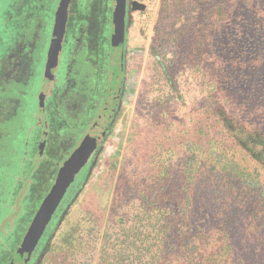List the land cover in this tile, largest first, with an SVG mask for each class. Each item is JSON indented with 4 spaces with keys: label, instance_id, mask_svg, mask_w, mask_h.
<instances>
[{
    "label": "rangeland",
    "instance_id": "obj_1",
    "mask_svg": "<svg viewBox=\"0 0 264 264\" xmlns=\"http://www.w3.org/2000/svg\"><path fill=\"white\" fill-rule=\"evenodd\" d=\"M222 1L127 0L130 15L123 36H116V0H43L41 12L31 10L38 0H0V264H15L59 168L89 130L90 125L82 129L77 121L70 132L77 141H64L57 105L66 94L72 40L98 33L109 46L124 44V63L119 64L123 105L107 124L101 147L55 204L23 264H117L119 257L107 259L112 243L118 249L126 236L146 233L151 218L184 225L198 212L211 215L198 210L208 202L220 209L226 195L245 221L234 231V246H244L250 220L260 221L261 236L256 238L251 227L249 243L264 251V145L254 139L264 140L260 134L246 140L247 134L235 135L220 115L224 104V112L264 133V94L252 95L253 83L241 86L245 95L242 89H222L238 79L234 59L243 56L236 50L219 52L218 27L227 17ZM38 34L34 46H28V37ZM22 35L20 62L8 82L13 49ZM222 55L231 56L232 67ZM78 56L75 61L83 66V55ZM243 72L250 75L247 82L257 78L250 70ZM110 78L111 84L115 78ZM9 95L16 100L8 102ZM8 108L15 111L7 113Z\"/></svg>",
    "mask_w": 264,
    "mask_h": 264
},
{
    "label": "trees",
    "instance_id": "obj_2",
    "mask_svg": "<svg viewBox=\"0 0 264 264\" xmlns=\"http://www.w3.org/2000/svg\"><path fill=\"white\" fill-rule=\"evenodd\" d=\"M220 6L222 13L226 12L224 16L227 17L220 19L218 27L219 52L224 55L225 52L236 50L239 54H243V56L237 55L234 59L237 63L238 79L233 85L223 83L222 89L225 87L242 89L241 95H245L243 91L245 87L241 86L253 83L255 85L251 89V94L253 95L254 91L264 94V0H224ZM223 55L220 57L222 61L225 64L228 63L229 68L232 67L229 64L232 63L231 56ZM244 69L252 71L257 78L254 77L253 82H247L250 75L247 77L242 75ZM241 100L245 101L247 98ZM223 105L220 106L222 107L221 118L229 123L228 127L235 135L247 134L246 140L260 134L264 140V133L258 127H245L235 115L229 114V111H226L229 113L224 112ZM254 140L264 145L260 139ZM245 144L247 146V143ZM262 160L264 161V150ZM208 187H210L209 184L204 185L205 190H208ZM213 193H216V190ZM223 198L225 202L218 203L220 209L218 205L208 202L198 210L204 208L211 211V215L198 212L197 215L184 221V225H177L172 220L165 222L151 218L146 223V233L126 236L119 241L118 249L112 243L110 247L112 251L108 253L107 259L115 260L119 257L117 264H264L262 248L257 244L252 246L249 243L250 232H253L251 227H254V232L258 233L256 238H259L261 236L259 226L262 222L254 223L250 220L245 227L248 232L242 236L244 246L241 245L238 249L233 243L234 231L245 221L239 217L240 208L227 201V195Z\"/></svg>",
    "mask_w": 264,
    "mask_h": 264
},
{
    "label": "flooded vegetation",
    "instance_id": "obj_3",
    "mask_svg": "<svg viewBox=\"0 0 264 264\" xmlns=\"http://www.w3.org/2000/svg\"><path fill=\"white\" fill-rule=\"evenodd\" d=\"M42 1L43 0H41L40 3L38 0V2H36V4L31 7V10H33L34 12L43 11L42 8L44 6V3ZM49 2L50 0H46V3L49 4ZM12 6L16 7L17 4H11L10 7ZM18 9L20 8L17 7V10ZM36 20V22L39 21V19ZM107 21L108 17L105 16V22ZM28 22V15H26V25L28 24ZM39 24L40 23L38 22V26ZM25 36L22 35L21 39L17 41L18 45L13 49L15 58L12 54L13 58L9 63V66L12 68V70L10 69L7 71L8 82L10 76L14 74L15 66L20 62L19 52L22 49L23 42L26 40ZM38 36L39 34L36 37L27 36L28 39H30L28 46H34L36 39H38ZM14 37L18 38L17 36H12L11 38L9 37V39H14ZM79 53H81V56L83 55L82 59L85 62L83 66L79 65V63H76L75 61L77 59L76 57H79ZM124 55V44H110L109 46L107 37L99 35V33L94 35L88 34L85 38H81L78 35L74 37L69 46V61L67 64L68 69L65 75L66 77L64 79L66 94L64 95V98H60V103L57 105V108L58 110H60L61 114V117L59 118L60 124L64 125L62 129L64 141L68 142L72 139L77 141V138L70 134L72 130L71 125H76L77 121L83 122L84 127L82 129H85L86 126L90 125V130L93 125H95V123H97L99 120H104V126L101 129L104 138L95 152L101 147V145L105 141L104 132L107 124L114 119L117 111L123 105L122 94L124 90L122 89V82L119 78V64L124 63ZM110 75L113 76L112 79L115 78L114 80H111V84ZM19 82L20 81H18L17 83ZM1 86L2 84H0V87ZM46 87L47 84L46 82H44L42 84V88L45 89ZM108 90L109 95L105 96ZM6 99L8 102H10L11 100H16V98L12 99L10 95ZM2 100H5V97ZM26 107L27 105L25 104L24 111ZM8 110L9 112H6L10 114L15 111L9 108ZM2 112L3 107L0 106V113ZM3 117H6L5 113L3 114ZM5 120L6 122H8L7 118H5ZM16 126H18V129L20 130V127L22 125L18 123ZM7 127L9 129V126ZM89 130L87 131V133L89 132ZM48 146V143L43 144L42 149H46L48 148Z\"/></svg>",
    "mask_w": 264,
    "mask_h": 264
},
{
    "label": "water",
    "instance_id": "obj_4",
    "mask_svg": "<svg viewBox=\"0 0 264 264\" xmlns=\"http://www.w3.org/2000/svg\"><path fill=\"white\" fill-rule=\"evenodd\" d=\"M65 1L66 0H63L62 4H64ZM128 8L130 7L127 5V0H116L113 12L114 35L116 36H123L124 34L127 12L130 15L129 11H127ZM61 24V13H58L56 27L59 28ZM104 122V120H99L93 125L81 141L80 145L70 154V156L63 162V165L59 168L55 183L43 199L23 237L20 251L15 257V264H23L26 261L41 231L50 219V214L52 213L55 204L63 196L69 182L101 144L104 138L101 131Z\"/></svg>",
    "mask_w": 264,
    "mask_h": 264
}]
</instances>
